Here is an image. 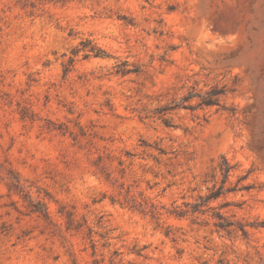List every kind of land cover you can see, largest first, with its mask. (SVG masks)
<instances>
[{
	"label": "rangeland",
	"instance_id": "rangeland-1",
	"mask_svg": "<svg viewBox=\"0 0 264 264\" xmlns=\"http://www.w3.org/2000/svg\"><path fill=\"white\" fill-rule=\"evenodd\" d=\"M0 264H264V0H0Z\"/></svg>",
	"mask_w": 264,
	"mask_h": 264
},
{
	"label": "trees",
	"instance_id": "trees-1",
	"mask_svg": "<svg viewBox=\"0 0 264 264\" xmlns=\"http://www.w3.org/2000/svg\"><path fill=\"white\" fill-rule=\"evenodd\" d=\"M94 54H96V55L100 54V51L94 50ZM202 102L205 104H210L212 102V100L209 98H202ZM229 169H230V166L227 164V162L225 160H223V163L221 164V170L223 173V177L227 176ZM207 198H209V197H207Z\"/></svg>",
	"mask_w": 264,
	"mask_h": 264
}]
</instances>
